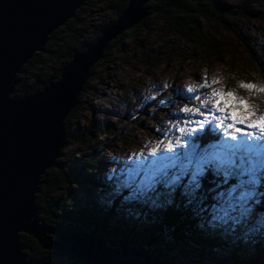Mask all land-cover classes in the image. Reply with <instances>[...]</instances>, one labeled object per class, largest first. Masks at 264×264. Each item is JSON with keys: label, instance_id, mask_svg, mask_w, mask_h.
Masks as SVG:
<instances>
[{"label": "snow or ice", "instance_id": "obj_1", "mask_svg": "<svg viewBox=\"0 0 264 264\" xmlns=\"http://www.w3.org/2000/svg\"><path fill=\"white\" fill-rule=\"evenodd\" d=\"M221 83L201 77L197 87H176V99L187 101L179 106L171 98L159 100L157 107L177 109L166 124L154 126L161 139L126 154L123 162L113 161L119 166L107 173L101 198L108 204L122 200L129 212L153 209L156 226L177 235L188 222H197L200 240L223 249L215 255L217 264H264V100L253 95H264V86L241 82L229 90L218 87ZM171 86L165 83L161 91ZM137 99L145 110L157 103V97L139 93ZM6 102L12 103L0 93V122ZM44 120L37 117L21 131V171L37 162L46 146ZM58 240L68 264L117 243L76 226L58 233Z\"/></svg>", "mask_w": 264, "mask_h": 264}, {"label": "rangeland", "instance_id": "obj_2", "mask_svg": "<svg viewBox=\"0 0 264 264\" xmlns=\"http://www.w3.org/2000/svg\"><path fill=\"white\" fill-rule=\"evenodd\" d=\"M227 1L237 8L249 1L253 12L259 16L235 18L231 22L234 31L227 30L216 21L199 18L202 30L221 45L220 54L209 61L203 58L201 48L189 44L177 34H171L164 22L153 16L151 24L143 30L140 37L128 38L119 45H114L110 60L96 64L97 68L88 78L87 90L79 100L80 106L67 124L73 137L79 135L85 137L89 125L94 120L99 123L105 122L112 131L109 134L86 136L87 141L82 144L75 142L65 146L59 164L53 167L56 168L55 172L72 169L76 172L85 169L87 183L77 188L59 191L56 197L60 195L67 197L68 193L74 199L72 203L77 208L85 203L92 204L91 206L97 209L110 207L112 204L103 200L101 195L107 182V173L119 166L113 161L123 162L127 158L126 154L138 152L145 144L150 148L153 142L161 139L153 130L154 126L166 124L168 113L177 109H169L166 104L157 107L159 100L171 98L178 106L187 103L176 99L174 93L176 87H197L201 77H207L210 81L219 79L222 83L218 87H226L229 90L235 89L241 82L264 86V70L235 34L236 31L245 35L252 44L263 48L264 51V3H258L257 0ZM113 14L109 3L100 0L92 8H84V16L80 18L83 21L81 27L92 35L101 31L112 20ZM148 59L154 63L149 64ZM165 83L172 86L161 91ZM137 93L141 97H157V103L148 105L146 110L142 109ZM239 94L249 93L240 90ZM253 95L258 100H264V95L258 93ZM136 111L137 118L133 119V113ZM86 161L92 162L87 168ZM120 204L124 208L120 210L124 213L117 212L116 221L140 227L152 223L149 220L144 221L137 212L147 208L150 213L153 209L142 206L141 209L138 207L139 210L135 208L129 212L130 206L124 205L122 200ZM194 226L200 235L199 224L196 222ZM177 240L173 242L183 241L181 238ZM225 241L232 243L229 237H225ZM187 245L186 250L196 255L190 249L193 245ZM222 250L221 247L199 250L200 260L204 264H217L215 255ZM183 252L178 249L175 253L179 257H184L186 253ZM189 255L188 257L186 255L188 261L192 258ZM56 260L60 261V257ZM187 260L185 261L188 262ZM62 262L68 264V256H65Z\"/></svg>", "mask_w": 264, "mask_h": 264}, {"label": "water", "instance_id": "obj_3", "mask_svg": "<svg viewBox=\"0 0 264 264\" xmlns=\"http://www.w3.org/2000/svg\"><path fill=\"white\" fill-rule=\"evenodd\" d=\"M88 1L0 0V93L12 102L5 103L3 122H0V260L3 264H26L22 233L32 236L45 250L64 253L58 240V233L63 232L45 223L36 203L42 178L47 170L58 165L68 143L67 119L79 104L91 69L104 57L113 40L149 15L146 4L156 0H129L116 22L86 50L76 53L57 80L35 94L15 97L18 75L24 66L45 50L54 32L74 18ZM41 116L45 118L46 146L37 162L21 171L19 157L24 149L21 131ZM81 231L102 237L87 229ZM110 239L117 243L103 251L85 252L77 259L84 264H175L154 255L147 246Z\"/></svg>", "mask_w": 264, "mask_h": 264}, {"label": "trees", "instance_id": "obj_4", "mask_svg": "<svg viewBox=\"0 0 264 264\" xmlns=\"http://www.w3.org/2000/svg\"><path fill=\"white\" fill-rule=\"evenodd\" d=\"M98 1L100 0H89L77 12L74 18L54 32L45 50L37 53L24 66L23 72L18 75V82L14 93L15 97L23 98L35 94L43 90L52 81L57 80L61 75L63 67L72 60L74 55L86 50L91 44L95 43L108 27L116 22L129 3V0H104L109 3L113 10V18L101 31L91 35L81 27L83 21L80 18L84 16V8H92ZM257 2L263 4L264 0H257ZM146 6L149 15L140 24L113 40L105 50L104 57L100 61L110 60L114 45H119L123 40L128 38L140 37L143 30L151 24L153 16L160 18L171 34H177L189 44L201 48L204 54L203 58L209 61L220 54L221 45L215 41L214 37L207 35L202 30L199 18L208 19L213 22L216 21L221 23L227 30L234 31L231 22L235 18L259 16V14L253 12L249 1L244 2L239 8L231 5L227 0H199L197 2L191 0H156L150 1ZM235 34L242 41V44L251 51L260 68L264 70L263 48L252 44L245 35L236 31ZM148 63L153 64L154 62L148 59ZM96 68L97 65L91 69L90 76ZM86 90L87 84L79 100ZM79 106L80 104L73 110L67 122L72 119L75 110ZM66 129L68 134L67 144L75 142L82 144L87 141L86 136L93 137L95 135L109 134L112 131L105 122L99 123L95 120L89 125L87 129L88 135L85 134V137L82 135L73 137L67 123ZM91 164V161H86V168ZM55 171L56 168H51L43 176V184L41 185V191L37 194L36 203L40 208V216L44 219L45 223L57 231L65 232L69 226H76L80 230L87 229L89 232L102 237L127 240L133 246H147L152 250L154 255L175 264H204L200 260L201 255H199V250L203 251L207 247L211 249L220 248L212 243H205L200 240L199 230L194 226L196 222H188L185 225L184 231L178 235L174 234L170 229L161 230L155 223L157 219L156 213L153 210H150L149 213L147 208L137 213L144 221H152L148 225L144 224L142 227L136 225L129 226L126 223L116 221L115 214L117 212L124 213L120 210L124 209L120 206V200L114 201L115 204L113 202L108 208L104 206L102 209H97L89 203H85L83 206L77 208L72 203L74 199L67 192V197L65 195L56 197V194L67 188H77L85 185L87 180L84 173L87 170H77L75 172L72 169V171L63 170L60 173H56ZM139 208L141 209L142 207ZM55 237L57 236L55 235ZM179 238L183 240L181 243L173 242L178 241L177 239ZM21 244L25 246L24 251L27 254L26 264H63V258L67 256L65 253H56L43 249L36 239L25 233L21 234ZM187 244L193 245L190 249L196 255L186 250ZM174 245L176 249H174ZM178 249L183 250V253H186L187 257L190 254L191 260L188 261L186 255L184 257L176 255L175 252ZM58 257H60V261L56 260ZM77 261L78 264H84L79 259Z\"/></svg>", "mask_w": 264, "mask_h": 264}, {"label": "flooded vegetation", "instance_id": "obj_5", "mask_svg": "<svg viewBox=\"0 0 264 264\" xmlns=\"http://www.w3.org/2000/svg\"><path fill=\"white\" fill-rule=\"evenodd\" d=\"M65 255H67L66 253H65ZM67 261H65V263H66ZM62 263H64V262H62Z\"/></svg>", "mask_w": 264, "mask_h": 264}]
</instances>
